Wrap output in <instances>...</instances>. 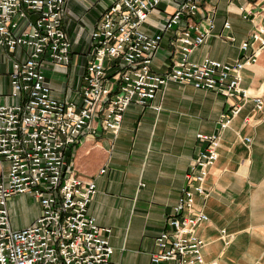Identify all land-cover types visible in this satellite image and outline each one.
I'll use <instances>...</instances> for the list:
<instances>
[{"label": "built area", "instance_id": "1", "mask_svg": "<svg viewBox=\"0 0 264 264\" xmlns=\"http://www.w3.org/2000/svg\"><path fill=\"white\" fill-rule=\"evenodd\" d=\"M222 1L115 0L91 33L78 100L63 101L53 96L43 66L47 60L66 66L72 62L74 44L65 28L68 0H0V48L12 58L10 102L0 105V264H122L113 261L112 229L99 226L89 212L97 184L73 170L69 154L83 138L97 135L99 127L118 135L127 110L151 107L169 84L234 99L235 105L219 117L222 131L245 101L264 113V96L252 97L242 85L244 69L264 51V8L255 10L249 0L238 5L253 29L235 63L190 60L214 33ZM163 6L165 12L173 10L164 27L149 33L147 20ZM223 29L228 31L224 41L235 43L231 23ZM166 37L174 58L170 69L159 73L153 62ZM197 139L202 149L155 239L158 252L152 264H206L205 241L197 230L209 218L196 209V199L208 198L205 187L219 158L220 136L199 134ZM21 195L38 202L42 214L15 230L8 205ZM222 239L229 245L232 236L222 231Z\"/></svg>", "mask_w": 264, "mask_h": 264}, {"label": "crops", "instance_id": "2", "mask_svg": "<svg viewBox=\"0 0 264 264\" xmlns=\"http://www.w3.org/2000/svg\"><path fill=\"white\" fill-rule=\"evenodd\" d=\"M114 1L68 0L65 28L74 44L72 62L66 66L47 60L43 66L56 99L78 100L91 33ZM245 2L223 0L218 4L215 31L195 49L191 61L210 58L235 63L239 59L241 44L253 29V23L245 21L238 10ZM252 4L255 10L264 8L262 0H249L248 6ZM172 10L165 12L163 6L154 11L146 31L154 33L164 27ZM227 21L235 43L224 41ZM173 52L166 37L153 62L155 71L170 69ZM11 69L12 58L0 48V105L10 102ZM242 74V85L250 95L264 96V51ZM234 105V99L212 91L171 83L151 107L131 106L118 135L99 127L97 135L83 138L72 149L68 161L73 170L97 184L89 212L99 226L112 229L115 263L152 264V256L158 252L155 239L165 229L187 184L192 160L202 149L197 135L217 134L219 158L207 179L208 198L196 199V209L209 218L197 230L205 241V262L264 264V113L256 112L251 100L245 101L230 127L220 130V115ZM247 138L251 141L246 142ZM8 206L15 230L30 226L42 214V206L26 195L14 197ZM222 231L232 236L229 245L222 239Z\"/></svg>", "mask_w": 264, "mask_h": 264}]
</instances>
